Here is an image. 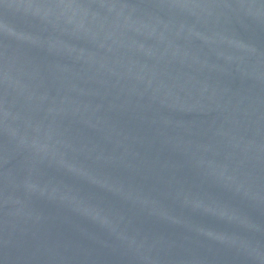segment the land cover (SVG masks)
Here are the masks:
<instances>
[{
	"label": "water",
	"instance_id": "water-1",
	"mask_svg": "<svg viewBox=\"0 0 264 264\" xmlns=\"http://www.w3.org/2000/svg\"><path fill=\"white\" fill-rule=\"evenodd\" d=\"M0 264H264V0H0Z\"/></svg>",
	"mask_w": 264,
	"mask_h": 264
}]
</instances>
